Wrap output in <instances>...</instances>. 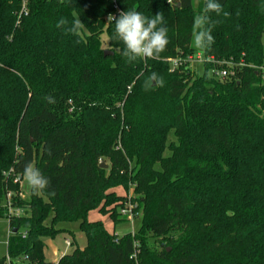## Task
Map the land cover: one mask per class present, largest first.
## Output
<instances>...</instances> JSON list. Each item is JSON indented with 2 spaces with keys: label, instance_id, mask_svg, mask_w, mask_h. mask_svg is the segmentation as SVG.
Returning a JSON list of instances; mask_svg holds the SVG:
<instances>
[{
  "label": "trees",
  "instance_id": "trees-1",
  "mask_svg": "<svg viewBox=\"0 0 264 264\" xmlns=\"http://www.w3.org/2000/svg\"><path fill=\"white\" fill-rule=\"evenodd\" d=\"M204 3L27 0L19 17L22 0H0V218L13 260L264 264V0H219L230 15L209 14L219 23L203 52L216 62L171 71L168 58L198 52L191 31ZM133 8L164 14L169 44L158 59L126 63L123 44L110 40L109 16ZM76 17L79 36L56 26ZM221 68L234 75L218 78ZM208 70L212 79L201 75ZM152 72L165 86L145 90ZM29 162L50 185L39 194L29 187L23 199ZM118 187L133 189L134 233L87 219L98 209L121 221L128 198ZM9 193L22 215L9 214ZM77 221L86 246L47 261L45 240L72 233L63 225Z\"/></svg>",
  "mask_w": 264,
  "mask_h": 264
},
{
  "label": "clouds",
  "instance_id": "clouds-1",
  "mask_svg": "<svg viewBox=\"0 0 264 264\" xmlns=\"http://www.w3.org/2000/svg\"><path fill=\"white\" fill-rule=\"evenodd\" d=\"M210 13H216L217 16L222 14L224 17L230 15V13L223 11L219 0H205L202 12L193 17L191 31L192 47L200 52H210L215 43L212 31L219 21L212 20ZM109 21H114L115 23L114 32L110 40L123 44L121 55L126 63H133L143 59H158L169 44V29L166 26L163 12L149 17L133 8L120 12L118 17L110 15ZM56 26L64 28L66 33L77 36L81 34V30L85 27L79 17H76L71 23L66 18H61ZM201 75L205 79L213 78L211 70L202 72ZM165 83L162 76L152 72L147 77L144 88L148 90L153 86L163 87ZM45 99L48 103L55 102L52 97H45ZM22 179L35 194H39L50 185V180L31 162L24 166Z\"/></svg>",
  "mask_w": 264,
  "mask_h": 264
},
{
  "label": "rangeland",
  "instance_id": "rangeland-1",
  "mask_svg": "<svg viewBox=\"0 0 264 264\" xmlns=\"http://www.w3.org/2000/svg\"><path fill=\"white\" fill-rule=\"evenodd\" d=\"M202 1H204V0H193V3L195 5V7L198 8ZM232 2L233 3L230 5V7L235 6V0H232ZM103 40L105 42L107 41L106 35H103ZM198 70L202 71V66H198ZM171 139H174V137L171 136ZM103 160H104V163L106 165H108L107 169H109L110 162L107 159L106 160L103 159ZM116 192L118 194H121V195L126 196L128 198L127 199L128 203L122 209H130V207H135V204L132 203L130 200L134 196L132 187L130 188L129 191H126L123 187H118L116 189ZM19 194H20L21 198H23V199H26L29 196V186L24 181L21 182V193H19ZM120 214H121L120 215L121 221L114 222L113 219L109 215H104L98 209H96V210H92L91 212H89L87 219L90 222L102 221L103 224L105 225V227L107 228V230L110 231L111 233L116 234V235H123V234L129 233V232L134 233L135 231H137V229L141 225V216H139L138 218H136L134 216V217H132V219H130L128 216L123 215L121 212H120ZM63 227L65 229L70 230L72 233L75 234V236L77 238L78 245H79L78 247H82V246L86 245L87 240H86L84 233L80 229V222L79 221L65 224V225H63ZM7 231H8V219L0 218V259L3 258L4 256H6V254H7V244L5 241ZM66 234L69 235L68 232H62L61 234H59L57 236L58 237L57 240H58V242L61 243V245L64 243V237H66ZM71 234H70V236H72ZM79 236H82L81 237L82 239H80ZM49 239H51V238H49ZM56 245L59 246L60 244L59 243L58 244L57 243L56 244L55 243L49 244L50 252H52L53 249H58L57 248L58 246H56ZM75 247H76V244H75V246H72L71 248L69 247L68 250L73 251V249ZM57 258H55V259H57Z\"/></svg>",
  "mask_w": 264,
  "mask_h": 264
},
{
  "label": "built area",
  "instance_id": "built-area-1",
  "mask_svg": "<svg viewBox=\"0 0 264 264\" xmlns=\"http://www.w3.org/2000/svg\"><path fill=\"white\" fill-rule=\"evenodd\" d=\"M27 12H28L27 0H22V8H21V11L19 12V17L22 16L23 14H27ZM209 58H210V62H216L213 56H205V54L200 51L195 52L193 54H189L187 56H178V57L168 58L167 61L170 64V67H171L170 70L175 71L177 69H180L181 67L194 69L195 67L203 66L206 62H209ZM217 62L219 64L226 63L225 61H217ZM228 65H232V63L228 62ZM215 75L220 79H224L228 76L234 75V71L228 70L226 68H221L215 72ZM12 202H13L12 195L11 193H9L7 196V203H6V205L9 208V214L14 215V216L22 215L23 210L12 206ZM132 208L133 207H130V209H122L121 213L123 215L128 216L130 219H132V217H134ZM67 245L70 246L71 242L67 241ZM2 264H28V261L26 260H24V262L15 261L9 255H6V258Z\"/></svg>",
  "mask_w": 264,
  "mask_h": 264
},
{
  "label": "crops",
  "instance_id": "crops-1",
  "mask_svg": "<svg viewBox=\"0 0 264 264\" xmlns=\"http://www.w3.org/2000/svg\"><path fill=\"white\" fill-rule=\"evenodd\" d=\"M70 234L71 233H69V235L68 234H66V237H64V243L61 245V243L60 242H58V240H57V238L58 237H55L54 239H46L45 240V249H44V253H45V257H46V259H47V261H50V262H54V263H57L58 261H59V259L63 256V255H65V254H68V253H70V252H72V251H70V250H68V248L70 247H72V246H75V244H76V247H78L79 245H78V242H77V238H76V236H75V234L74 233H72L71 235L73 236H70ZM9 235H10V228H9V221H8V231H7V235H6V244L8 243V238H9ZM58 236V235H57ZM80 237V239H82L81 237L82 236H79ZM67 241H70L71 242V245L70 246H68L67 245ZM53 243H59L60 245V247L58 246V245H56V246H58L57 248L58 249H53V251L52 252H50V250H49V244H53ZM86 246V245H85ZM85 246H82V247H79V248H81V249H83ZM75 247V248H76ZM74 248V249H75ZM73 249V250H74ZM7 255V254H6ZM60 255V256H59ZM5 257V256H4ZM3 257V258H4ZM58 257V258H57ZM3 258H1V259H3ZM55 258H57V259H55ZM0 259V260H1Z\"/></svg>",
  "mask_w": 264,
  "mask_h": 264
},
{
  "label": "water",
  "instance_id": "water-1",
  "mask_svg": "<svg viewBox=\"0 0 264 264\" xmlns=\"http://www.w3.org/2000/svg\"><path fill=\"white\" fill-rule=\"evenodd\" d=\"M107 54H112V52L106 50V51H105V55H107ZM100 166L103 167V168H105V169L108 168V165H106V164L104 163V160H103V159L100 160Z\"/></svg>",
  "mask_w": 264,
  "mask_h": 264
}]
</instances>
